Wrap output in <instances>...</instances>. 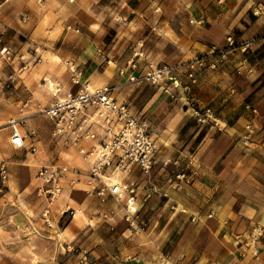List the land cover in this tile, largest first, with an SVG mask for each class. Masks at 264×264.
<instances>
[{"label": "crops", "instance_id": "crops-1", "mask_svg": "<svg viewBox=\"0 0 264 264\" xmlns=\"http://www.w3.org/2000/svg\"><path fill=\"white\" fill-rule=\"evenodd\" d=\"M228 36L253 40L252 47L221 58L212 47H224ZM2 46L12 55L0 58V69L16 79L0 88L7 194L29 200L42 165L62 163L67 174L52 228L25 239L31 249L19 256L26 264H255L223 233L225 222L238 230L264 224V0H0ZM134 47L168 65L206 55V66L187 92L185 71L175 74L180 86L130 82L119 69ZM72 69L82 84L114 87V97L143 115L158 138L151 175L134 168L128 177L138 183L130 221L128 197L102 203L83 182L69 185L83 163L75 151L59 150L49 121L26 120L36 153L10 144L9 121L28 98L50 105L77 92ZM49 83L59 89L55 100ZM192 105L210 107L218 125L200 124ZM248 124L255 135L245 145ZM183 171L192 181L178 189L171 180ZM68 207L74 217L61 214ZM260 258L264 264V237Z\"/></svg>", "mask_w": 264, "mask_h": 264}, {"label": "built area", "instance_id": "built-area-1", "mask_svg": "<svg viewBox=\"0 0 264 264\" xmlns=\"http://www.w3.org/2000/svg\"><path fill=\"white\" fill-rule=\"evenodd\" d=\"M253 40L237 42L233 36L226 38V45L222 48L212 47L215 54L226 58L230 53L239 50L246 53L252 47ZM9 47H0V57L4 61L11 59ZM207 56H196L188 61L175 65L154 63L146 60L142 49L134 47L127 67L119 69V74H128L130 82H145L159 87L167 82L180 86L176 77L178 72H186L189 83L184 85V91H189L197 82V70L206 66ZM72 82L80 88L74 94L57 99L50 105L34 104L28 98L20 108L19 117L9 121L10 144L16 149H26L36 153L35 142L28 140L36 137V131L27 128V114L33 107L35 113L43 115L51 124V137L60 151H75L83 166L72 170L73 178L69 185L83 182L86 192L95 194L102 203L108 197L121 201L128 197L127 220L135 212V193L138 183L128 177L134 168H138L144 175L150 176L154 167L156 154L160 148L158 138L148 120L141 114L135 113L128 104L119 102L113 95L114 87H92L82 84L81 73L72 69ZM13 73H5L0 69V88L14 86ZM57 96L59 89L51 90ZM246 108L256 112V108L247 105ZM193 115L200 124L218 125L217 119L210 107L199 108L192 105ZM255 129L251 124L246 126V132L241 136L245 145L252 142ZM41 183L37 187V196L44 201L43 217L49 227H52L54 202L63 195L62 180L67 177L63 167L56 164L41 166L38 171ZM8 177L5 164H0V182L4 183ZM191 175L180 172L172 185L181 189L191 183ZM75 209L61 210L62 215L74 217ZM132 223V221H131ZM227 229L223 237L236 247L242 258L250 257L255 264H260L261 241L264 237V224H251L244 230L232 228L225 222ZM86 259V257H84Z\"/></svg>", "mask_w": 264, "mask_h": 264}, {"label": "rangeland", "instance_id": "rangeland-1", "mask_svg": "<svg viewBox=\"0 0 264 264\" xmlns=\"http://www.w3.org/2000/svg\"><path fill=\"white\" fill-rule=\"evenodd\" d=\"M43 83H48V81ZM48 88L50 91H55L56 86L49 83ZM51 96L54 100L57 99V96H53L52 93ZM19 114L18 111L16 116ZM27 117L28 119L38 117L48 122L45 117L35 113V111H29ZM29 142L31 140H28ZM5 146L3 145V147ZM66 158H70L69 155H66ZM55 164L62 165L58 162ZM8 191L9 187L6 181L0 182V264H26V258L19 256L21 252L31 249L30 244L26 243L25 239L27 236L41 237V234L46 231L44 227L48 226L42 215L45 203L37 196V189L32 193V197L26 201L20 197L14 200L12 196L7 194ZM52 221L53 219L51 223ZM37 260L39 258H34L33 262Z\"/></svg>", "mask_w": 264, "mask_h": 264}]
</instances>
